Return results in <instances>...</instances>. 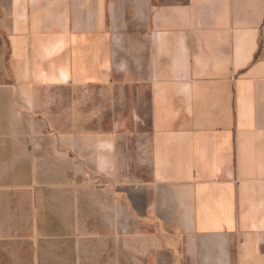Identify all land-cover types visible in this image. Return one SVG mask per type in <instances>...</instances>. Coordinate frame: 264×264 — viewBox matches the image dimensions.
<instances>
[{"label": "crops", "instance_id": "1", "mask_svg": "<svg viewBox=\"0 0 264 264\" xmlns=\"http://www.w3.org/2000/svg\"><path fill=\"white\" fill-rule=\"evenodd\" d=\"M0 264H264V0H0Z\"/></svg>", "mask_w": 264, "mask_h": 264}]
</instances>
